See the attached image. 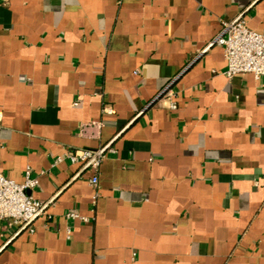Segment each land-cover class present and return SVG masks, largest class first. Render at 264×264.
Wrapping results in <instances>:
<instances>
[{
	"label": "crops",
	"instance_id": "1",
	"mask_svg": "<svg viewBox=\"0 0 264 264\" xmlns=\"http://www.w3.org/2000/svg\"><path fill=\"white\" fill-rule=\"evenodd\" d=\"M237 19L264 35V0H0V173L45 204L0 264H264V78L213 43ZM83 149L96 187L57 162Z\"/></svg>",
	"mask_w": 264,
	"mask_h": 264
},
{
	"label": "built area",
	"instance_id": "2",
	"mask_svg": "<svg viewBox=\"0 0 264 264\" xmlns=\"http://www.w3.org/2000/svg\"><path fill=\"white\" fill-rule=\"evenodd\" d=\"M213 43L223 51L226 61L225 77L230 79L236 75L249 74L255 80L264 78V35L250 30L242 19L222 22V28ZM168 107L170 110L176 109L174 103H170ZM103 112L107 115L113 113L109 107H105ZM82 129L84 131V128ZM103 157V149L71 150L57 162L66 159L80 168L91 170L93 175L89 183L96 187ZM37 186L38 178L32 176L29 168L25 169L21 183H16L0 173V221L7 231L14 233L27 229L29 224L42 214L45 204L31 195ZM67 218L75 219L77 215L70 213Z\"/></svg>",
	"mask_w": 264,
	"mask_h": 264
},
{
	"label": "water",
	"instance_id": "3",
	"mask_svg": "<svg viewBox=\"0 0 264 264\" xmlns=\"http://www.w3.org/2000/svg\"><path fill=\"white\" fill-rule=\"evenodd\" d=\"M104 151V150H103Z\"/></svg>",
	"mask_w": 264,
	"mask_h": 264
}]
</instances>
